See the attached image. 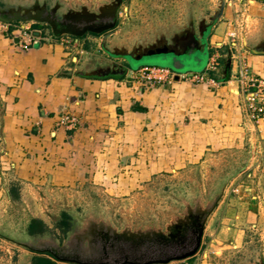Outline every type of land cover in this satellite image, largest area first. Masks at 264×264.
<instances>
[{"label":"crops","instance_id":"0c3cea01","mask_svg":"<svg viewBox=\"0 0 264 264\" xmlns=\"http://www.w3.org/2000/svg\"><path fill=\"white\" fill-rule=\"evenodd\" d=\"M224 1L221 17L196 50L205 59L195 70L115 63L113 73L87 76L105 68L90 65L86 55L92 51L85 41L94 40L89 34L55 35L29 16L5 22L8 27L0 30V207L20 200L28 210L29 198L40 197V183L70 184L76 176L59 164L70 167L77 159L71 155L83 147L102 150L98 157L107 165L118 162V149L138 148L145 142L171 152L191 150L198 158L240 152L242 165L255 157L264 160V121L247 120L244 88L238 81L242 69L264 79V0ZM29 22L40 25L31 26L28 47L23 49L15 25ZM211 64L215 66L208 77L214 82L190 78ZM144 67L164 68L171 76L148 85L141 74ZM238 162L234 158L232 163ZM32 213L31 219H40L38 212ZM246 215L247 219H238ZM222 223L200 252L198 264L211 259L223 264L219 261L227 250L236 258L238 254L240 264H264V247L250 248V231H264L263 208L232 213ZM33 252L29 257L19 251L17 258L9 256L5 263L30 264L33 257H40V252Z\"/></svg>","mask_w":264,"mask_h":264},{"label":"rangeland","instance_id":"374dc122","mask_svg":"<svg viewBox=\"0 0 264 264\" xmlns=\"http://www.w3.org/2000/svg\"><path fill=\"white\" fill-rule=\"evenodd\" d=\"M219 1L0 0V15L10 17L12 13H19L23 17H30L41 13L42 17L44 13L62 19L63 16L71 17L72 14L84 13L99 16L102 12L112 10L113 13L109 14L112 17L109 19H115V27L104 46L100 47L101 37L98 34L88 33L94 41H85V45L92 51L86 55L90 65L111 67L115 63L126 64L123 58L110 54L114 48L138 49L158 41L171 42L176 35L190 30V27H193L196 35L199 34L201 22L210 23V17L217 10ZM26 25H30L31 30L32 25L40 24L29 22ZM42 26L48 28L47 25ZM193 51L196 50L191 47L188 52L191 54L184 56L180 63L176 62V65L180 66L179 70H195L200 67L205 56ZM160 60L156 62L154 58L147 57L141 62L174 68L172 60H166V64ZM117 153L118 162L107 165L98 157L102 150L83 147L71 155L77 159L70 167L65 163L59 164L66 169H72L71 175L76 176L70 184L40 183L39 199L29 198L30 210H27L26 203L20 200L7 208L3 203L0 207V258L3 260L1 264H7L5 261L9 256L17 258L19 251L26 252L30 257L31 251L19 242L35 245L34 243L40 240V248H45L62 241L64 236L58 228V223L64 214L69 218L67 221L72 233L79 232L89 222L105 225L118 232H165L167 225L187 216L188 206L194 208L200 204L208 209L213 201L220 195L222 197L223 191L227 190L219 210L214 212L215 206L206 216L200 247L194 257L188 260V264H198L200 252L215 237L218 227L225 224L222 222L228 221L232 213H255L260 211V208L264 211V160L261 158L255 157L253 162L242 165L240 152L232 156L213 158L205 155L198 158L191 150L171 152L150 148L146 142L138 148L118 149ZM234 158L239 162L233 164ZM100 174L103 176L101 179ZM36 205L40 207L39 211ZM4 208L7 209L6 212ZM24 208L26 211L22 212ZM33 211L40 215V219H35L41 220L46 226L42 235L27 233ZM247 217L240 216L238 219L245 220ZM261 233L263 235L264 231H250V236L253 237L251 249L264 247ZM231 254V251H225L219 262L240 264L238 254L237 258ZM185 261H172L168 264H185ZM216 261L211 259L209 264H217ZM55 264L72 263L55 260Z\"/></svg>","mask_w":264,"mask_h":264},{"label":"water","instance_id":"95a60500","mask_svg":"<svg viewBox=\"0 0 264 264\" xmlns=\"http://www.w3.org/2000/svg\"><path fill=\"white\" fill-rule=\"evenodd\" d=\"M225 1L220 0L217 10L210 17V23L201 22L199 26V34L196 35L193 27H190V34L193 37L191 40L194 43L195 50H199L204 39V35L207 32L208 28L216 22L222 15L224 9ZM39 15V14H38ZM115 16V15H114ZM28 20L23 16L14 15L11 17H5L0 15V20L4 22H9L12 20ZM29 19L37 20L40 22H47L52 27L53 22H50L45 19H40L39 16H30ZM115 26V19L105 25L103 28L94 29L91 26L85 27L81 31L75 30H64L59 33L53 32L55 35L60 34H70L75 37H81L85 34L86 31H89L94 34H100L102 31L111 29ZM110 35V33L106 34L101 40V47L105 42V39ZM17 41V40H16ZM191 43V42H190ZM190 43H187L186 48H182V50L177 49L175 46L167 44L164 41H158L156 43L150 44L143 48H114L110 54L115 57L123 58L128 65H134V63L141 62L143 58H154L156 62H162L166 64L164 58L173 56L176 58H184L187 54H189V50L191 48ZM230 66V59H228L226 64V69ZM122 67L123 71L126 70V66ZM174 67V66H173ZM175 68V67H174ZM114 70L111 68L99 69L98 71H92L87 73V76H99L100 74H110L113 73ZM222 193V192H221ZM218 196L212 203L211 207L208 209L207 215L213 210L218 201ZM185 224L186 221L180 220ZM183 223H173L167 225L165 228V232L162 230H152L146 232H126L121 231L119 234L116 233L115 237H111L107 235L105 237L106 242L103 247L101 253H99L95 257H71L64 255H57L54 252L42 249V250H34L36 252H46L49 253L54 259L64 263H72V264H168L172 261H180L184 260L188 257L193 256L199 249L202 239V234L204 230V221L197 225L193 229V233L189 240L183 241L186 238V234L183 229L184 226H181ZM185 237V238H184Z\"/></svg>","mask_w":264,"mask_h":264},{"label":"flooded vegetation","instance_id":"af4514ba","mask_svg":"<svg viewBox=\"0 0 264 264\" xmlns=\"http://www.w3.org/2000/svg\"><path fill=\"white\" fill-rule=\"evenodd\" d=\"M112 13L113 11L111 10L107 12L106 11L102 12L99 16H96L94 14H89V13L72 14L71 17L63 16L62 19H57V18H54L52 15L44 14V13L42 14V17H40L41 13H39V15H36V16H39L40 19H45L50 22H53V25H54L53 27L45 21L43 22V24L47 25L49 30H51L52 32L59 33L64 30L81 31L85 27H88V26H91L94 29L103 28L105 25H107L114 19V18L112 20L109 19L112 17V15L110 16L109 14H112ZM14 15L21 16V14L19 13H12L10 17ZM113 28L104 30L100 34H98L101 37V40L106 34L110 33V35L105 39V42H106L107 39L111 36ZM88 33H91V32L89 31L85 32V34H88ZM192 38L193 37H191L190 30L188 29L187 31L182 32L180 35H176L171 42H167L166 40H163V41L166 42L167 44L175 46L177 49L182 50L183 47L186 48L188 42L189 43L191 42L190 43L191 47L194 46V43L191 40ZM105 42L103 43V46ZM168 59H169V62L173 61L174 65H176L175 64L176 61H179V63L182 61L181 58H176L173 56L164 58L165 61ZM115 67L116 65L113 64L111 67H107V68H111L114 70ZM104 69H106V67ZM187 208H188L186 212L187 216L183 218L184 222L186 221L185 224L187 225H185L183 221L180 222L182 218H179L174 222V223H177V222L183 223L181 224V226L185 225L183 231L186 234V238L184 237L185 239L183 241L189 240V238L191 237L193 233V229L197 225H200L203 221L205 222V218L207 216L208 209H209V208L207 209L206 207L200 204H198L194 208H191L190 206H188ZM180 217H183V216H180ZM44 230L45 229H43L42 231L36 230L35 232H29V230L27 229V233L29 235H35V234L42 235L44 234L43 232H45ZM70 230H71V226L70 224H68L66 232L63 234L64 237L62 238V241L57 242L55 245H52L49 247L40 248V243H41L40 240L35 242L34 243L35 245H30L25 242H19V244H21L22 246H25L30 251L47 249V250L54 252L55 254L59 256L61 255L66 256L68 254L67 256H71V257L77 256L80 258H86V257L97 256L99 253L102 252L104 245H107L105 244L106 242L105 237L107 235L111 237H115L116 233L118 234L120 233L114 229H110L109 227H106L105 225L95 224L93 222H89L79 232L72 233V230L71 231ZM57 262H60V261H57Z\"/></svg>","mask_w":264,"mask_h":264},{"label":"built area","instance_id":"2783aa9c","mask_svg":"<svg viewBox=\"0 0 264 264\" xmlns=\"http://www.w3.org/2000/svg\"><path fill=\"white\" fill-rule=\"evenodd\" d=\"M8 25V23L0 20V30H5ZM15 27L19 31V38H22V48L26 49L31 36L30 27L26 23H20L15 25ZM214 66L215 64H211L206 72L190 74L189 76L194 82H202L205 80L214 82L215 80L213 78L208 77L209 70H212ZM141 74L148 85L154 82L164 81L171 76L169 70L157 67H144L141 70ZM238 81L244 88L242 95L247 120L255 124L264 121V79L251 77L246 69H242Z\"/></svg>","mask_w":264,"mask_h":264},{"label":"trees","instance_id":"16d2710c","mask_svg":"<svg viewBox=\"0 0 264 264\" xmlns=\"http://www.w3.org/2000/svg\"><path fill=\"white\" fill-rule=\"evenodd\" d=\"M93 35H96L94 33H92ZM126 72L124 74H122L120 76V78H123L125 76ZM67 215L64 214L62 220L59 221L58 223V228L60 229V231L64 234L66 232V229L68 227V221H67ZM46 226L44 224V222H42L41 220H36V219H32L28 225V230L29 232H35L36 230H40L42 231L43 229H45ZM32 252V251H31ZM39 252H33V254H38ZM194 256L188 257L184 260H191ZM182 261V260H180ZM179 262V261H176ZM30 264H55V260L52 258V256L49 253L46 252H41L40 253V257H33Z\"/></svg>","mask_w":264,"mask_h":264}]
</instances>
